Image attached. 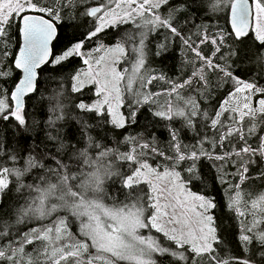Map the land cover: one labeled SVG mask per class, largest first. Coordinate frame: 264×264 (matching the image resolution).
Here are the masks:
<instances>
[{
  "label": "snow or ice",
  "instance_id": "snow-or-ice-1",
  "mask_svg": "<svg viewBox=\"0 0 264 264\" xmlns=\"http://www.w3.org/2000/svg\"><path fill=\"white\" fill-rule=\"evenodd\" d=\"M0 264H264V0H0Z\"/></svg>",
  "mask_w": 264,
  "mask_h": 264
},
{
  "label": "trees",
  "instance_id": "trees-1",
  "mask_svg": "<svg viewBox=\"0 0 264 264\" xmlns=\"http://www.w3.org/2000/svg\"><path fill=\"white\" fill-rule=\"evenodd\" d=\"M210 23H215V21H210ZM221 23H223V22L221 21ZM157 63H158V61H157ZM161 86H163V82H161L160 84H156V82H154L151 87L153 88V90H157V88H159ZM188 138L190 139V136ZM217 198L219 199V195Z\"/></svg>",
  "mask_w": 264,
  "mask_h": 264
}]
</instances>
